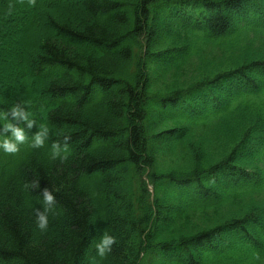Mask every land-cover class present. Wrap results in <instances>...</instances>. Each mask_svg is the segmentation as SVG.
<instances>
[{
  "label": "trees",
  "instance_id": "obj_1",
  "mask_svg": "<svg viewBox=\"0 0 264 264\" xmlns=\"http://www.w3.org/2000/svg\"><path fill=\"white\" fill-rule=\"evenodd\" d=\"M204 59L188 87L155 90ZM17 103L50 140L33 149L38 126L7 117L29 139L0 150V264H92L105 229L100 264L264 257V0H0V113Z\"/></svg>",
  "mask_w": 264,
  "mask_h": 264
},
{
  "label": "clouds",
  "instance_id": "obj_2",
  "mask_svg": "<svg viewBox=\"0 0 264 264\" xmlns=\"http://www.w3.org/2000/svg\"><path fill=\"white\" fill-rule=\"evenodd\" d=\"M11 115L15 121H25L27 129H32L34 125L38 126V131L31 135V147L33 149L44 148L50 140V130L43 124H38L35 119L31 118L32 113L26 110L25 105L21 103L14 104L10 107L9 111L0 113V123H2V131H0V150L4 153L15 154L20 151V146L28 141L29 136L24 127L19 124L7 119ZM7 120V123H4ZM11 135H7V133ZM70 137L65 136L63 143L56 140L51 142L50 146V158L52 160L59 159L61 162L68 159L69 155V141ZM29 187V185H25ZM32 187L39 188V181H37ZM54 190L44 188L42 192V205L43 211L36 209V226L41 232H46L49 227V214L54 210L56 205V196ZM117 243V237L112 235L107 229L103 231V234L98 240L94 242L96 249V256L100 259L97 260L95 257L92 258V264H100L108 254L113 250V245ZM253 259L258 264H264V257L259 253H255Z\"/></svg>",
  "mask_w": 264,
  "mask_h": 264
},
{
  "label": "rangeland",
  "instance_id": "obj_3",
  "mask_svg": "<svg viewBox=\"0 0 264 264\" xmlns=\"http://www.w3.org/2000/svg\"><path fill=\"white\" fill-rule=\"evenodd\" d=\"M216 51H220L216 49ZM209 52V48L204 49L202 54L206 57L207 53ZM211 62L214 60L212 57H207V60ZM206 63H208L205 59L204 60H193L192 62H188L184 68L181 70H170L166 71V73L160 72L158 78V84L154 87L157 91H167L172 87L181 86V87H188L192 82L197 81L202 76V71H198L200 68H206ZM193 131L196 134V137L199 138L203 133H210L211 135L215 136V134L208 131L206 127H195ZM174 150L176 152L183 151L182 146L175 147ZM213 151V150H212ZM216 151V150H215ZM165 155L166 157V164H174L176 161L174 160V156H169V153ZM214 152V151H213ZM217 152V151H216Z\"/></svg>",
  "mask_w": 264,
  "mask_h": 264
}]
</instances>
